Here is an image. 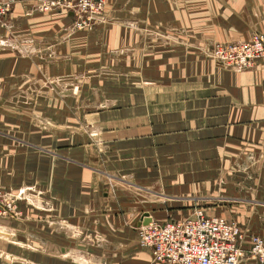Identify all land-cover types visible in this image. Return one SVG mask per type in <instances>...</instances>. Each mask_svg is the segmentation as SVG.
I'll use <instances>...</instances> for the list:
<instances>
[{
    "label": "crops",
    "instance_id": "crops-1",
    "mask_svg": "<svg viewBox=\"0 0 264 264\" xmlns=\"http://www.w3.org/2000/svg\"><path fill=\"white\" fill-rule=\"evenodd\" d=\"M135 1L130 12L151 38L115 27L105 48L98 38L68 46L93 55L44 68L0 58V187L45 215L0 218L15 241L0 237V264H164L140 244L147 213L166 223L202 209L236 221L245 249L253 236L264 238L244 226L247 209L264 210V61L238 70L208 55L216 42L264 33V0ZM25 75H80L90 88L78 92L77 108L50 98L40 111L32 102L51 120L43 126L23 116ZM240 264L252 262L244 256Z\"/></svg>",
    "mask_w": 264,
    "mask_h": 264
},
{
    "label": "rangeland",
    "instance_id": "rangeland-1",
    "mask_svg": "<svg viewBox=\"0 0 264 264\" xmlns=\"http://www.w3.org/2000/svg\"><path fill=\"white\" fill-rule=\"evenodd\" d=\"M2 1L9 2V0ZM13 1L11 2V9L8 11V16L2 18L0 21V58L21 57L23 59H33L32 61L40 62L39 68H44L45 64H53L57 62L58 59L63 60L65 58L67 60H77L83 56L86 58L87 55H93L88 54L90 51L94 50L92 48L88 47L86 50H75L68 46L78 39L79 44L86 45L93 41L97 42L95 40L98 38L99 42L102 41V45L105 48V41L106 39L108 41V36H110L109 32L115 27H132V30H136L134 35L135 38L137 36L138 39L141 38V36L150 37L147 35V30H143V27L140 26L142 25L141 19L130 12L136 9L135 0H61L62 4L52 10H47L42 0ZM25 11L29 14L33 13V15L28 16ZM44 30L50 32L47 34ZM257 32L259 31L252 32L249 39L251 40L252 36ZM98 35L102 36L94 37ZM146 40L148 41L149 38ZM100 68L101 67H93L91 71H93L92 73L96 76H98V74L101 76L102 72L98 70ZM26 75L23 76V81L19 83L22 87L21 93H18V96H21L22 107H24L23 116L28 117V119L33 118V123L39 122L43 124V126L50 124L51 120L43 116L42 112L39 113L38 110L36 112L30 110L32 102L40 106V111L43 110L42 108L45 106V101L51 100L52 98L57 102L67 101L73 104L72 106H74V108H77L82 101H80L81 98L78 97V92L81 89L90 88V85L87 84L90 81H86L84 76L80 75H75L76 77L74 80L68 81V79L64 78L63 80H59V82L53 77L47 78V80L37 78L38 81L33 78L34 80L31 81V79L28 78L32 76ZM63 76L64 75H60V77ZM52 88L61 90L57 93L58 95L55 94V96H50V93L48 94L47 91ZM67 90H71L72 93H68L69 91L66 92ZM74 92L77 93L76 97H73ZM7 100H10V97H7ZM85 100L86 99H83V103ZM10 141L9 139V143H11ZM9 147L8 144L6 149ZM0 191L2 194L0 201L3 203V214H7L8 216L3 219H18L19 222L28 221L26 218L29 216H33L38 220H41L42 217L45 219V215L43 216L37 213L34 208L30 206H26V209H22L20 192L16 193L12 188L1 187ZM11 205L12 207H10ZM262 211L263 212H261V209L254 208L247 209L246 212L248 213L250 221H246L244 226L264 235V210ZM38 220L34 222L38 223ZM39 226L45 228V225ZM12 227L17 228L18 232H21V230H23V233L31 232V230L21 227ZM5 256L7 257V261H13L12 255Z\"/></svg>",
    "mask_w": 264,
    "mask_h": 264
},
{
    "label": "built area",
    "instance_id": "built-area-1",
    "mask_svg": "<svg viewBox=\"0 0 264 264\" xmlns=\"http://www.w3.org/2000/svg\"><path fill=\"white\" fill-rule=\"evenodd\" d=\"M12 1L0 0V21L8 16ZM42 2L47 10L62 4L61 0ZM208 55L226 67L238 70L254 68L259 61H264V33H255L249 41L216 42ZM2 208L0 201V218H7ZM138 233L141 246L149 249L154 259L164 264H240L244 256L252 264H264L263 237L253 236L251 247L245 249L246 235L236 221L209 216L202 209H197L185 220L153 221L141 225Z\"/></svg>",
    "mask_w": 264,
    "mask_h": 264
},
{
    "label": "bare ground",
    "instance_id": "bare-ground-1",
    "mask_svg": "<svg viewBox=\"0 0 264 264\" xmlns=\"http://www.w3.org/2000/svg\"><path fill=\"white\" fill-rule=\"evenodd\" d=\"M25 191V190H24ZM23 191V196H27V198L30 200V201H32V202H34L35 204H37V205H40V206H42V204H41V200L40 199H36V198H34L32 195H30L29 193H27V192H24ZM22 196V197H23ZM5 231V233H3ZM8 232H10L9 231V229L8 228H5L3 225H0V237L2 236H5V237H7V238H10L11 239V235L8 233ZM74 232V231H73ZM2 233V234H1ZM76 235V234H75ZM3 240V239H2ZM13 242H15L13 239H11ZM2 251V250H1ZM12 257V256H11ZM77 259H79V260H82V261H85L84 260V258L81 256V255H79V257H76ZM89 258H87L86 259V261H88V262H90V260H88ZM9 260V259H8ZM17 262V261H16Z\"/></svg>",
    "mask_w": 264,
    "mask_h": 264
},
{
    "label": "water",
    "instance_id": "water-1",
    "mask_svg": "<svg viewBox=\"0 0 264 264\" xmlns=\"http://www.w3.org/2000/svg\"><path fill=\"white\" fill-rule=\"evenodd\" d=\"M152 222H153V219L150 217V214L147 213V214H145L144 219H143L142 222L140 223V226H141V225H148V224H150V223H152Z\"/></svg>",
    "mask_w": 264,
    "mask_h": 264
}]
</instances>
